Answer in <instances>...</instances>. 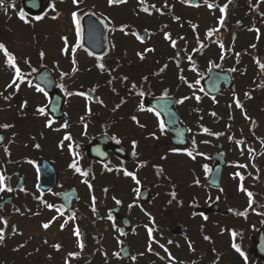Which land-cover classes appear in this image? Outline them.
Segmentation results:
<instances>
[{
  "label": "flooded vegetation",
  "instance_id": "af4514ba",
  "mask_svg": "<svg viewBox=\"0 0 264 264\" xmlns=\"http://www.w3.org/2000/svg\"><path fill=\"white\" fill-rule=\"evenodd\" d=\"M199 1L0 2V264H264V0Z\"/></svg>",
  "mask_w": 264,
  "mask_h": 264
},
{
  "label": "snow or ice",
  "instance_id": "6c2138e0",
  "mask_svg": "<svg viewBox=\"0 0 264 264\" xmlns=\"http://www.w3.org/2000/svg\"><path fill=\"white\" fill-rule=\"evenodd\" d=\"M0 2H2V0H0ZM77 2H78V0H73V3H74V4L77 3ZM113 2H114V0H109V3H110V4L113 3ZM116 2H123V0H116ZM141 3H143V0H141ZM209 7H212V5H209ZM225 7H227V5H225ZM144 11L147 12L148 9L145 8ZM221 11H223V9H221ZM72 15H73L74 18L77 17V14H76L75 12H74ZM21 18H22V19L24 18L23 15H21ZM40 18H41V17H36V19H40ZM76 23H77V26L79 27V20H78V19L76 20ZM221 23H222V21H221ZM257 31H258V30H257ZM212 34H213V30H210L209 33H208V35L211 36ZM64 39H65V42H67V38H64ZM172 45L175 46V41L172 42ZM221 47H223V45H221ZM253 47H255V46L253 45ZM0 50H3L4 54L8 57V61H7L8 64H9L11 67H14V68H15V71H16V79L23 80V77H22L21 74H20V69H19L18 67H16V65H15V57L12 56V55L8 52L7 48L5 47V45H4L3 43H0ZM40 55L43 57V56H44V53L41 52ZM141 59H143V56H142V55H141ZM257 62L259 63V61H257ZM259 67H260L262 70H264V63H260V64H259ZM100 68L103 69V68H104V65L101 64V65H100ZM16 79H14L13 82H12V84H9L8 87H12L13 85H16V87L18 88L19 85L16 83ZM38 90H39V91H43V89H38ZM5 99H8V97H5ZM185 99H187V97H186ZM196 99L199 100L200 97H199V96H196ZM181 102H183V101H181ZM236 103H237V106H238V107H242V105H240V103H239L238 100L236 101ZM39 111H40L41 114H44V113H45V109H44V108H40ZM157 115H158V113H157ZM213 115H215V114H213ZM133 119H135V117H133ZM48 126H51V122H49V125H48ZM3 127H9V125H3ZM63 127H67V124L63 125ZM161 128H163V124H161ZM204 131L207 132L208 129H204ZM65 139L70 140L71 137H70V136H66ZM133 143L135 144V142H133ZM37 147H39V145H37ZM188 155H189V156H192V153H191V152H188ZM193 159H195L194 156H193ZM72 167H76V165L73 164ZM77 171H79L78 168H77ZM125 174H126V175H129V176H133V175H134V174L131 173V172H126ZM85 175H86V173H85ZM3 180H4V177H3L2 175H0V191H4V190H5V187L3 186ZM7 191H12V189H11V188H7ZM173 195H175V194L173 193ZM248 195L251 196L252 194H251V193H248ZM117 203H120V201H117ZM47 206H48L49 208H52V207H53V205H47ZM17 211H19V210L17 209ZM241 215H243V213H241ZM5 223H6V221H5ZM43 227H44L45 229H47V228L49 227V223H45V224H43ZM149 232L151 233V229H149ZM75 235H76V236H79V235H80L79 229L76 230ZM235 235H236V233L233 232V236H235ZM3 239H4L3 231L0 230V242H2ZM205 239H208V237H205ZM54 247H55L57 250H59V248H60L61 246H60L59 244H57V245H54ZM80 247H83V244H82V243H81ZM233 247L236 249V251H238V252L241 251V250H240V247H239L237 244H233ZM241 254L243 255V253H241ZM69 255H75V254H74V253H70ZM133 259H134V258H133ZM245 259H246V257H245Z\"/></svg>",
  "mask_w": 264,
  "mask_h": 264
},
{
  "label": "rangeland",
  "instance_id": "374dc122",
  "mask_svg": "<svg viewBox=\"0 0 264 264\" xmlns=\"http://www.w3.org/2000/svg\"><path fill=\"white\" fill-rule=\"evenodd\" d=\"M153 45H154L156 52H157V49H158V51H160V50H164V48L166 47V44L163 40H159L158 42L153 43ZM156 47H157V49H156ZM3 61H5V58H4V55L2 54V52H0V86L2 85V82L12 80V76L8 77L9 71H7L3 68V63H4ZM1 198H2V196H0V199ZM7 208H9L11 210L16 209V208H13L12 206H9ZM14 219L17 220V224H19V228L23 231V234H21V235L17 234L16 236L9 234V238L6 239V241H14V240L25 241L26 239L31 238V234H33V233H35V234L40 233V235L45 233V231H41L39 229H36V228H38V225H40L39 224V218H37L36 221H34V218L30 219L27 216L26 217L16 216ZM14 219H12L13 223H15ZM34 225H37V227L35 228ZM7 250H9V248Z\"/></svg>",
  "mask_w": 264,
  "mask_h": 264
},
{
  "label": "water",
  "instance_id": "95a60500",
  "mask_svg": "<svg viewBox=\"0 0 264 264\" xmlns=\"http://www.w3.org/2000/svg\"><path fill=\"white\" fill-rule=\"evenodd\" d=\"M88 93H89L90 95L93 96V93H92L91 91H88ZM151 103H153V102H151ZM96 144H97V143H96ZM93 145H94V144L89 145V146H86V149H87V151L89 152V154L91 153V150L93 149V148H92ZM49 183L52 184V183H53V180H52L51 182H49ZM6 202H8V200H5V201L2 202L0 205L4 204V203H6Z\"/></svg>",
  "mask_w": 264,
  "mask_h": 264
}]
</instances>
